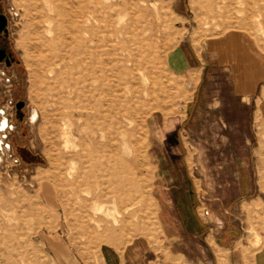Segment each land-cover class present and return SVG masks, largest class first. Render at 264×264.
<instances>
[{
    "label": "rangeland",
    "instance_id": "374dc122",
    "mask_svg": "<svg viewBox=\"0 0 264 264\" xmlns=\"http://www.w3.org/2000/svg\"><path fill=\"white\" fill-rule=\"evenodd\" d=\"M4 1L23 66L26 116L24 123L15 122L14 131L8 132L15 156L0 160V264H57L52 254L55 244L63 246L75 264H103V244L122 250L133 242L141 244L143 258L154 259L155 264H185L169 253L172 243L165 241L159 227L153 197L158 161L150 151L156 132L168 130L170 121L181 132L185 149L181 147L180 153L185 155V171L196 194L218 216L229 212L224 228H235L242 264H253L264 246V172L260 192H254L247 203L235 201L227 210L226 202L244 188L236 194L234 172L223 168L228 166L224 156L233 149L264 152L263 103L259 102L261 97L264 100L259 94L264 78L255 80V95L245 96L246 102L256 99L254 114V108L235 91L231 67L219 63L217 51L208 48L236 40L254 58L257 71L261 66L264 72V0ZM58 6L65 15L72 10L73 17L58 21ZM53 17L57 22L47 25ZM72 21L85 28L82 40L96 55L91 60L92 76L86 75L84 86L74 58L59 52L64 43L69 44L63 45L67 52L75 46L73 31L66 32ZM56 53L58 58H53ZM175 53L186 69L174 72ZM49 58L54 61L50 69ZM101 61L108 63L103 72L111 103L106 111V138L100 140L98 127L94 137L99 145L108 146L109 173L104 174L103 186L91 182L75 192L74 181L88 166L72 156L90 138L78 128L85 123L89 90L100 88ZM194 70L199 71L198 82ZM185 114V122H175ZM161 116L164 127L158 128ZM63 125L70 136L66 150L60 142ZM170 137L165 142L178 146L174 135ZM183 237L179 235L177 245L172 244V252L183 246ZM221 238L228 239L227 235ZM218 262L228 264L226 259Z\"/></svg>",
    "mask_w": 264,
    "mask_h": 264
},
{
    "label": "crops",
    "instance_id": "0c3cea01",
    "mask_svg": "<svg viewBox=\"0 0 264 264\" xmlns=\"http://www.w3.org/2000/svg\"><path fill=\"white\" fill-rule=\"evenodd\" d=\"M179 14V17H183L181 13ZM208 50L217 51L219 63L231 67L236 93L241 96L240 99L243 103L254 108V114H256L258 107L256 99L253 102H246L245 96H251L250 93L252 92L255 95L256 84L260 78H264L262 67L260 66V71H257L256 64L252 62L254 58L251 59L247 51L238 45L236 40L225 41L217 46L209 45ZM175 55L177 60L172 62L174 72L186 69L184 60L178 54L175 53ZM194 71L198 74V82L199 71ZM255 80H258V82L256 83ZM259 94L264 95V86L260 89ZM259 102L263 103L260 111L264 117V100L262 97L259 98ZM186 117L185 114L183 118H179L175 122L182 124L186 121ZM169 124V129L164 133L163 131L156 132L157 135L155 137L157 139L152 143L150 154L153 160L157 158L156 160L158 161L154 174L155 184L153 187L155 191L153 197L157 205L156 217L159 227L165 241L174 243V245H177L179 235L184 236L183 246L176 249L175 253L172 252L173 248L172 244H170V255L182 258L185 264H213L210 263V258L214 260L215 264H219V258L226 259L228 264H242L241 247L237 237H234L236 234L235 228H224L223 220L228 219L226 215H230L229 212L222 211V214L218 216L196 194L193 180L188 179L190 174L185 171L188 168L185 155L181 157L180 153L182 149L183 151L185 149L181 141V132H177V126H174L172 121ZM159 127H164V118L162 116L158 120ZM174 128L175 130H173ZM172 134L177 140L178 146H170L165 142V140L168 141L173 138L170 137ZM5 135H7L6 130L0 132V136ZM5 141L7 144L9 143V139ZM180 143L182 146H179ZM237 149L239 150V148ZM244 149L242 152L233 149L231 153H225L229 156H224V164L228 166L223 169L234 172L232 178L235 177L236 180V183L233 184L237 187L236 194L240 193V187L244 188L241 195H238L229 203L226 202L229 207L227 210L230 209V206L235 201L241 202V204L247 203L251 200L250 196L254 192H260L259 180L263 178L261 172H264V152ZM7 154V158L15 156L11 148H9ZM222 154L219 153L218 156ZM231 214L233 215V212ZM225 235L228 237L227 240L221 238L225 237ZM131 245L133 247L129 248ZM131 245L118 250L111 245L103 244V247L100 248L103 264H155L156 260L143 258L142 250L144 249L141 244L133 242ZM262 250L261 254L254 256L253 264H264V246ZM53 251L54 253L52 254L55 257L52 254L50 255L57 264H75L65 252L63 246L55 244Z\"/></svg>",
    "mask_w": 264,
    "mask_h": 264
},
{
    "label": "bare ground",
    "instance_id": "6f19581e",
    "mask_svg": "<svg viewBox=\"0 0 264 264\" xmlns=\"http://www.w3.org/2000/svg\"><path fill=\"white\" fill-rule=\"evenodd\" d=\"M71 4V3H70ZM69 4V5H70ZM29 8H32V7H28ZM34 8V7H33ZM70 8V7H69ZM27 9V10H28ZM36 9V8H35ZM30 10V9H29ZM33 10V9H32ZM51 11V10H50ZM72 11V10H71ZM69 9L67 10V13L65 15L64 13V10L61 9L60 6H58L57 10H56V13H57V20L58 21H62L63 22V18L64 17H69L71 16V18L73 17V13L71 12ZM37 12V11H36ZM41 13V12H40ZM38 14V12H37ZM34 15V14H33ZM66 17V18H67ZM33 18V17H32ZM36 19V18H35ZM57 20L53 17V18H50V19H47V25H50L52 24V22H57ZM87 23L89 22V19H86ZM71 21V20H70ZM85 22V23H86ZM91 29V28H90ZM88 30V29H87ZM73 31V32H72ZM66 32L67 34H70L71 32L73 33V36L71 37V42L73 44H75L74 47H72V51H66L64 50V46H67L69 44L67 43H64V44H60V42H62L63 38H62V34L59 33V35L57 34V40L59 41V45L60 46V49H59V52H64V54H68V57L69 58H74V66L77 68V71L82 74L81 75V78H83L82 80V84L84 86L85 84V81H86V75H88V78L91 77V71L94 69L91 65V60H96V55L91 52V50H89L86 46V43L87 41L84 39L82 40V36L86 30L83 26H80L77 24L76 21H72V24L70 26H67V29H66ZM102 41V40H101ZM105 42V41H104ZM103 42V43H104ZM99 46V45H98ZM104 46V45H103ZM106 46V45H105ZM126 48V47H125ZM73 49H74V52H73ZM135 49V48H134ZM115 50V49H114ZM133 53V52H132ZM60 53H56L53 55V58H58ZM117 57V56H116ZM51 59L52 58H49L46 62V66L48 69H50V67L54 64V61L52 63L51 62ZM60 60H63L62 59V55L61 57L59 58ZM90 60V61H89ZM107 64L105 61H101L99 63V69H100V77L99 79V82H100V88L99 89H93V90H89V94H90V99L88 100V103H87V116H86V119H85V123L83 126H80L78 128V131L80 133H83L84 135H88L90 138H89V141L88 143H85V142H82L81 143V148L79 150V152H76L75 154H73L72 158L74 160H78L80 163H82L83 165L84 164H87L88 166V169L85 172L84 175H82L81 177L78 176V178L74 181V185L75 187L74 188V191L77 192L81 189V187H84L86 185H89L91 182H96L98 185H101L103 186V177H104V174L105 172H108V146L105 144V145H99L98 144V141H96L95 139V134H94V128L95 127H98L99 130H100V140H103L106 138V134H107V131H108V128H107V125H106V117H107V113L106 111L110 109V105L108 103H111V101L109 100V88H108V79H107V76L104 75V72L103 71H106L107 70ZM58 65V64H57ZM56 66V64H55ZM120 68V67H119ZM80 69V70H79ZM122 70V68H121ZM83 71V73H82ZM129 72V71H128ZM50 73H52V71H50ZM94 77V76H93ZM92 77V78H93ZM91 78V79H92ZM120 81H122V79H120ZM135 81V80H134ZM132 82V81H131ZM130 82V84H132ZM77 83L78 85H80L79 87H82L81 84H80V80L79 78L77 79ZM129 83V82H128ZM122 84V83H119V85ZM129 84V85H130ZM66 85V88H70L71 86L68 84V83H65ZM118 85V87H119ZM135 85V84H134ZM132 84V86H134ZM131 87V86H130ZM136 88V87H134ZM116 90V89H115ZM136 90V89H134ZM121 92V91H120ZM136 92V91H135ZM132 93V91H131ZM137 93V92H136ZM138 95V94H137ZM96 96L100 98V100L96 99ZM120 96V95H119ZM118 100V99H116ZM115 100V101H116ZM119 101V100H118ZM78 106H80V104H78ZM106 107V108H105ZM74 108H76V106H74ZM64 109H67L69 110L70 108H66L64 107ZM117 109V108H116ZM114 110H115V107H114ZM69 115L66 114V116L64 117L65 119H68ZM112 123V122H111ZM4 124V123H3ZM142 125V124H141ZM123 127V126H122ZM118 127H116L117 129ZM84 129V130H82ZM113 129V128H112ZM82 130V131H81ZM122 131V130H121ZM113 132V130H112ZM116 132H119L116 131ZM120 133V132H119ZM126 135V133H125ZM130 135H133V134H129ZM87 136V137H88ZM112 137V134L110 135ZM70 136H69V133H68V129H67V126L66 125H63V128L61 129L60 131V142H61V145L62 147L66 150V149H69L70 147V140L68 139ZM115 137V136H114ZM131 137V136H130ZM113 138V137H112ZM117 139V138H116ZM107 140V139H106ZM114 140V139H113ZM112 141V140H111ZM116 141V140H115ZM117 142V141H116ZM122 142V141H121ZM110 143V142H109ZM112 143V142H111ZM108 144V143H107ZM114 144V143H113ZM123 144V143H122ZM126 144V143H125ZM123 146V145H122ZM124 148V147H122ZM75 150V149H74ZM113 151V150H112ZM129 151V150H128ZM127 152V151H126ZM115 154V153H114ZM123 154V153H122ZM125 155V154H124ZM115 156V155H114ZM116 158V157H114ZM114 160V159H113ZM123 162V161H122ZM126 163V162H125ZM118 166V165H117ZM77 167V166H76ZM130 167L132 168V165H130ZM112 168V167H111ZM113 169V168H112ZM125 169V168H124ZM128 169V168H126ZM130 169V168H129ZM133 169V168H132ZM123 170V168H122ZM71 171H73L71 169ZM111 171V170H110ZM114 171V170H113ZM118 171V169L116 170ZM121 171V170H119ZM126 171V170H125ZM128 172V171H127ZM130 172V171H129ZM109 173V172H108ZM126 173V172H125ZM114 174V173H112ZM116 174V173H115ZM117 175V174H116ZM136 175V174H135ZM134 175V177H135ZM110 176V175H109ZM112 177V176H111ZM109 177V178H111ZM115 177V176H114ZM112 179V178H111ZM122 179V178H121ZM127 180V179H126ZM133 181V180H131ZM111 182V181H110ZM127 182V181H126ZM122 183V182H120ZM128 183V182H127ZM130 184L133 185V183L131 182ZM60 185V184H59ZM135 185V184H134ZM65 186V185H63ZM69 186V185H68ZM107 186V185H106ZM61 187V186H60ZM99 187V186H98ZM105 188V187H104ZM65 189V187L63 188ZM107 189V188H106ZM113 189V188H112ZM62 190V188H61ZM103 190V191H102ZM101 191L104 193V189H102ZM67 191V190H66ZM63 192V190H62ZM60 193V192H59ZM61 195V194H60ZM63 196V194H62ZM96 196V195H95ZM81 197V196H80ZM98 197V196H97ZM96 197V198H97ZM95 198V200H97ZM92 199H94L92 197ZM102 200V199H101ZM127 200V199H126ZM86 201V200H85ZM84 201V202H85ZM128 201V200H127ZM83 202V203H84ZM93 202V201H92ZM91 203V202H90ZM96 203V202H95ZM85 205V203H84ZM112 205V204H111ZM101 208V207H100ZM103 208V207H102ZM100 214H103V213H100ZM107 215V214H106Z\"/></svg>",
    "mask_w": 264,
    "mask_h": 264
},
{
    "label": "flooded vegetation",
    "instance_id": "af4514ba",
    "mask_svg": "<svg viewBox=\"0 0 264 264\" xmlns=\"http://www.w3.org/2000/svg\"><path fill=\"white\" fill-rule=\"evenodd\" d=\"M10 25L5 1L0 0V132L7 131L6 139L8 132L14 131L15 122L24 123L26 116L22 97L23 66L13 43ZM8 144L13 150L10 141ZM17 148L23 147L17 145Z\"/></svg>",
    "mask_w": 264,
    "mask_h": 264
},
{
    "label": "built area",
    "instance_id": "2783aa9c",
    "mask_svg": "<svg viewBox=\"0 0 264 264\" xmlns=\"http://www.w3.org/2000/svg\"><path fill=\"white\" fill-rule=\"evenodd\" d=\"M5 140V136H0V160L3 159L4 156L8 155L7 151L9 150V145Z\"/></svg>",
    "mask_w": 264,
    "mask_h": 264
}]
</instances>
